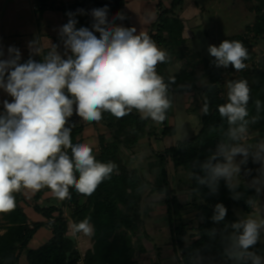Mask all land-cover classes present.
Returning <instances> with one entry per match:
<instances>
[{
    "label": "clouds",
    "instance_id": "clouds-1",
    "mask_svg": "<svg viewBox=\"0 0 264 264\" xmlns=\"http://www.w3.org/2000/svg\"><path fill=\"white\" fill-rule=\"evenodd\" d=\"M109 11L105 5L87 12H66L67 22L58 28L64 56L57 52L59 45L52 44L37 61L34 56L43 53V47L36 38L27 42L29 57L23 60L18 47L5 48L0 42V91L11 98L0 100V212L15 207L14 193L21 189L36 192L47 187L64 200L71 198V186L90 196L118 172L114 162L98 161L89 143L73 144L75 124L69 118L74 113L86 122L100 121L104 111L120 119L133 110L141 120L156 124L166 120L173 106L169 92L175 79L165 81L157 65L170 63V53L147 32L124 26V12L109 17ZM78 15H90L91 26L77 27ZM207 52L217 68L231 66L240 72L247 67L249 53L241 41L225 39L218 46L209 44ZM225 87L226 102L217 105L222 123L213 128L220 137L215 151H210L203 162L195 161L188 175L199 186L192 189L196 196L200 187H206L209 195H217L223 180L230 198L238 201L244 197L240 190L243 172L250 177L246 188L256 194L246 200L251 208L264 195V137L249 139L251 127L262 118L264 103L256 99L255 114H251L248 81L228 80ZM200 113H210L207 96ZM183 140H187V132ZM250 160L259 165L254 176L253 169L247 167ZM165 195L166 189L156 193L158 199ZM227 212L223 203H216L211 220L222 227L205 232L210 240L219 236L225 264H264V255L255 251L264 234V211L259 218L246 214L233 222H226ZM72 229L74 234H94L90 216L74 222ZM190 260L203 264L205 258L197 249Z\"/></svg>",
    "mask_w": 264,
    "mask_h": 264
},
{
    "label": "trees",
    "instance_id": "trees-1",
    "mask_svg": "<svg viewBox=\"0 0 264 264\" xmlns=\"http://www.w3.org/2000/svg\"><path fill=\"white\" fill-rule=\"evenodd\" d=\"M34 1L35 8L40 14L46 10L61 11L64 23L67 22L66 12L68 11L75 12L77 9H84L87 12L107 5L110 10L109 13L116 14L122 11L124 4V0H77L72 4L61 3L56 6L52 0ZM182 1L173 0L171 9L160 10L157 23H155L157 31L149 33L156 44L166 41L163 35L165 30H168L170 34H175L177 23L180 24V29H183L181 20L174 16L173 10ZM253 1L256 5L251 8L255 12V18L251 24L246 26L247 35L235 34L227 37V40L241 41L247 48L249 59L245 63L253 58L251 40L264 38V0ZM159 6L161 7L160 4ZM76 18L78 20L77 27L91 26L92 18L90 15H78ZM97 36H99L98 33ZM28 57L23 60H27ZM34 59L40 61L43 57L34 56ZM259 67H252L250 71L252 81L249 84L251 99L248 108L251 114H255L254 101L256 99L264 103V70ZM220 71V68L213 66L208 71L209 80L204 86L193 87L188 84L181 87L182 91L194 89L204 97L207 96L210 113L201 115V125L197 133L179 145L170 146L163 153H158L164 176H166L165 163L168 161L176 168L191 171L195 161L203 162L210 151H215L220 137L218 132L213 131V128L222 123L217 105L226 102L220 95L222 91L219 82ZM77 117L74 113L69 118V122L75 124L71 133L73 144L83 143L82 139L78 137L82 131V126L75 123ZM261 117V120L251 127L257 131L256 138L264 137V111H262ZM103 121L109 129L111 141L107 142L104 135L99 136L100 154L96 159L104 163L114 162L118 166V172H114L110 180L103 181L90 196H85L70 186L71 198L60 200V205L43 206L38 203L47 187L36 191L31 202L24 198L22 189L20 192L14 193L15 207L8 212H0V264H18L20 255L24 251L26 252L27 264H79V262L82 264H137L132 254L134 243L131 234L126 233V231L131 233L141 223L140 204L148 182L132 175L133 170L126 162L119 160V157H121L123 147L130 148L138 142L140 135L144 133L147 127L148 120H141L136 112L120 119L109 112H105ZM224 127L226 129V124ZM159 134L160 136L173 135L175 134V127L165 125ZM67 151L70 154V149ZM195 170L199 171L198 168ZM194 187L199 186L191 179L189 184L191 192ZM156 188L159 190L166 189L164 202L167 209L171 242L181 264H194L190 257L197 249L205 258L203 264H225L219 236L210 240L205 234L208 229L222 227V225L214 224L211 220L214 205L223 203L228 209L226 222H233L238 219L235 208L242 206L248 212L252 210L253 207L250 208L246 200L249 196L255 197V192L247 189L246 184L242 183L240 190L244 193V197L234 201L230 198V193L223 180L220 182L217 195H209L206 187H200V195L194 194L195 196L192 197L193 201L198 199L201 202L194 206V218L197 220V225L193 227V231H190L191 227L182 214L185 204L180 201L169 182L165 179L164 184H157L155 185ZM21 203L32 207L35 212L46 219V222L31 221ZM65 207L68 208V215L64 214ZM89 216L94 225L92 247L84 253H80L76 241L69 234V222L70 220L73 223L79 222ZM43 226H48L52 234L51 237L43 245L37 248H29L30 240L36 231ZM255 251L264 255V242L258 243L255 246Z\"/></svg>",
    "mask_w": 264,
    "mask_h": 264
},
{
    "label": "rangeland",
    "instance_id": "rangeland-1",
    "mask_svg": "<svg viewBox=\"0 0 264 264\" xmlns=\"http://www.w3.org/2000/svg\"><path fill=\"white\" fill-rule=\"evenodd\" d=\"M52 1L57 6L61 3L72 4L77 0ZM171 1L172 0H170V2ZM32 2L36 7L35 1L32 0ZM195 2L201 7L202 14L195 16L191 22L192 27L195 29L193 37H190L189 39L182 38V30L180 29V24L177 23L176 33L165 36L166 41L157 44L161 49L170 53L172 57L170 63H161L157 65L158 71L165 76L166 81H168L170 77L175 76V73H179L180 75L177 77L179 78L184 75L188 81L186 84H190L193 87L197 85L204 86L208 83V71L214 66L211 62L214 58H212L207 52L208 45L213 44L218 46L223 40L227 39V37L235 34L247 35L246 26L251 24L255 18V12L251 7L256 5L253 0H195ZM163 5L166 6L165 4ZM163 5H161V8H158V13L160 10H164ZM54 11L59 12V15H61L63 25L64 17L61 11ZM47 30L49 31V29ZM55 32L57 35L54 37V44L59 45L57 50L59 49L60 52L58 53L64 56L65 50L63 44L58 39V28H56L55 31H50V33L53 34ZM251 43L253 58L251 61L246 62L247 67L240 72H236L232 67L231 73L223 76L224 84H221L219 78L222 87L220 95L223 97L224 101L227 99L225 83L228 80L245 79L248 81V84H250L252 81L250 71L252 67H257L256 65L258 64L256 63H258V60L260 61L259 68L264 69V38L252 39ZM49 49H44L43 53L35 56L43 57L47 54ZM28 56L29 52L25 51L24 56L22 57L25 59ZM198 67H201L200 73L198 72ZM202 67L205 70V73L203 74ZM220 69L221 77L226 69L222 67ZM181 87L182 86L177 85L176 82L171 85L169 94L173 98V106L167 111L166 120L160 124H156L150 119L148 120L147 127L143 134L148 135L151 138L152 143L156 141L157 128L162 131L163 127L161 126L163 125L176 127L175 134L162 136L163 140L161 141L165 143L166 147L170 144L176 146L183 142V135L185 132H187V139L198 132L201 125V107H199L197 103H193L192 99L187 101L183 98V95L185 96V91H182ZM6 98L11 100L10 97L0 91V100ZM0 111H2V105H0ZM256 135L257 131L251 129V136L249 138L250 142L256 138ZM119 160L122 161V158L119 157ZM247 167L253 169L252 175L254 176L256 175L255 169H257L259 165L253 164L250 160ZM132 170V175H135L143 181H145V178H147L146 175H149L150 172L145 163L144 165L142 164L141 168ZM140 172H142L143 175ZM166 173L167 175L164 176L163 171L156 172L154 180L159 185L164 184L165 179L170 182L181 202L188 206V208H186L187 210L184 212V217L191 227L190 231H193V227L197 225V220L194 218L193 214V207L197 206L201 201L199 202L198 199H195L194 201L192 200V197L195 195L189 189V184L191 182L188 175L189 170L175 168L170 164L166 168ZM240 179L241 184H246L250 177H245L242 172ZM150 187L151 185L148 186L147 184L143 191L139 211L141 223H139L136 229L131 233L126 231V233L131 234L130 236L134 243V250L132 251L134 259L137 264H154V262L158 261H161L162 264H181L178 258H175L176 251L171 242L170 227L166 214L164 197L158 199L156 192L154 191V194H151L150 197L147 198L144 193L147 192V189ZM262 196L264 195L257 198L256 205L250 212L246 211L242 206L235 208V213L238 218L246 214H253L259 218L263 211L261 208ZM50 204H58L57 198L44 202V205ZM188 241H190L189 238ZM262 242H264V234H262ZM36 246L37 245L33 242L29 244V248H35ZM79 264L82 263L79 262Z\"/></svg>",
    "mask_w": 264,
    "mask_h": 264
},
{
    "label": "crops",
    "instance_id": "crops-1",
    "mask_svg": "<svg viewBox=\"0 0 264 264\" xmlns=\"http://www.w3.org/2000/svg\"><path fill=\"white\" fill-rule=\"evenodd\" d=\"M106 1V0H102ZM173 1V0H172ZM172 1L170 0H124V4L122 7V12L126 14L127 19L123 21L124 26L132 27L135 26L137 31H144L148 34L150 32L155 33L157 30V23L158 20V8L159 6L163 5L164 9H171ZM174 16L181 20L183 29H182V38L189 39L193 37L195 34V29L192 27L191 22L193 21L194 17L197 15L202 14L201 7L195 2V0H183L180 4H178L174 9ZM115 13H109V17L113 16ZM158 14V15H157ZM41 22V23H40ZM117 23H121L117 21ZM62 26V17L59 15V12L54 10H46L42 14L38 13L32 0H0V42L3 43L5 48L8 46L15 45L21 50L22 56H24L25 51H28L27 42L33 39L39 38L40 44L44 49H49L52 44H54V37L57 35L55 32L50 33L52 30H56ZM49 29V31L47 30ZM176 32V30H175ZM170 33L168 30L163 32L164 37L168 36ZM57 52H60L59 49ZM201 67H198V72H201ZM202 67V74L205 73V70ZM158 74L165 76L158 71ZM175 82L179 86H187L186 84L187 79L183 75L182 77H177L180 75L179 73H175ZM200 79V78H199ZM166 81V79H165ZM201 82V81H200ZM201 87L203 85H197ZM183 98L188 100H193V103H197L199 107L203 104L204 96L199 94L197 90H190L185 91V96ZM106 111L102 112V119L100 121L95 122H86L83 121L80 117L76 118L75 123L77 125L82 126V131L79 138L82 139L83 143H89L92 145L94 149V155L97 157L100 154V145H99V136L104 135L106 136L107 142L111 141L109 135V129L103 121V116ZM133 112H136L133 110ZM165 125L161 126L164 127ZM171 126V125H169ZM175 127V126H173ZM200 129V128H199ZM160 130H156V141L154 143L151 142V138L148 135L142 134L140 135L138 142L135 143L132 147L126 148L123 147L121 150V158L124 162H126L130 168L138 169L142 167V164L148 167L149 175H146L145 181L148 182V186L151 185L150 188L147 189V192L144 193L147 198L150 197L151 194H154V191L157 193L160 190L158 188L155 189V185L157 183L154 180V175L158 171H163V166L161 161L158 157V153H163L164 150L170 146H165V143L161 140L162 136H160ZM176 133V127H175ZM160 140V141H159ZM172 163L170 161L165 163V170L168 165ZM173 166V165H172ZM176 168V167H175ZM136 171V170H135ZM137 172V171H136ZM142 175L143 173L140 172ZM167 175V173H166ZM140 176V175H139ZM149 176V177H148ZM178 178V176L176 175ZM169 182V181H168ZM170 184V182H169ZM159 185V184H158ZM171 188L172 185L170 184ZM153 189H155L153 191ZM24 198L31 202L35 193L31 190L22 189ZM56 198L52 191L49 188H46L45 192L42 194L41 198L39 199L38 203L43 206L44 202L48 200H52ZM58 204H50V205H60L61 201L58 199ZM181 201V200H180ZM22 206L25 208V212L28 214L31 221H44L46 219L40 215L39 213L35 212L32 207L27 206L21 203ZM184 204V203H183ZM188 206L185 205L184 212L187 210ZM195 207H193V211ZM64 214L68 215V208H64ZM167 214V209H166ZM194 214V212H193ZM73 221L70 220L69 222V234L74 238L76 241L77 249L80 253H84L86 250L92 247V236H87L81 233H75L72 229ZM51 231L48 226L40 227L33 238L30 240L29 244L32 242L35 243L37 247L43 245L50 237ZM29 247V245H28ZM166 256V255H165ZM175 253V258H176ZM164 259V258H163ZM162 264L161 261L154 262ZM18 264H27L26 260V252L24 251L19 258Z\"/></svg>",
    "mask_w": 264,
    "mask_h": 264
},
{
    "label": "built area",
    "instance_id": "built-area-1",
    "mask_svg": "<svg viewBox=\"0 0 264 264\" xmlns=\"http://www.w3.org/2000/svg\"><path fill=\"white\" fill-rule=\"evenodd\" d=\"M259 63H260V61L258 60V63H256V64H258V65H256L257 67H259ZM263 66H264V63H263ZM231 68H232L231 66L226 68V71H224V73L221 75V77H220L221 84H224L223 76L227 75L228 73H231ZM261 208L264 211V196H262V198H261Z\"/></svg>",
    "mask_w": 264,
    "mask_h": 264
}]
</instances>
